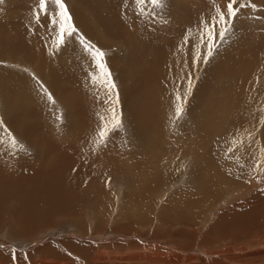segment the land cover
I'll return each instance as SVG.
<instances>
[{"label":"rangeland","instance_id":"374dc122","mask_svg":"<svg viewBox=\"0 0 264 264\" xmlns=\"http://www.w3.org/2000/svg\"><path fill=\"white\" fill-rule=\"evenodd\" d=\"M104 1L65 0L79 34L105 53L111 93L92 81L77 39L53 47L54 26L33 15L38 0L0 3V120L27 149L5 136L0 156L15 175L42 166L79 185L66 214L30 231L3 222L0 264H264V0L242 9L207 59L200 22L215 15L213 0H166L158 15ZM18 95L23 103H10ZM110 108L122 126L98 143ZM17 112L30 135L14 126Z\"/></svg>","mask_w":264,"mask_h":264},{"label":"snow or ice","instance_id":"6c2138e0","mask_svg":"<svg viewBox=\"0 0 264 264\" xmlns=\"http://www.w3.org/2000/svg\"><path fill=\"white\" fill-rule=\"evenodd\" d=\"M4 0H0L3 3ZM140 15H144L146 12L145 5H151V15H158L156 9H163L166 7V0H134ZM214 3L215 15H211L207 20H201L203 28L201 30L202 42L207 43L208 53L204 59L211 57L213 49L215 48L214 41L216 39L224 40L229 32L235 27V20L239 19L242 9L250 8L255 10L258 5L253 3L252 0H226L224 7ZM33 15L37 22L42 19L47 20L53 25V47L59 50L66 45L68 38H75L82 45L84 50L88 52L96 65V72L91 76L92 81L95 83L98 80L103 83L109 93H111L116 85L111 79V72L104 60L105 53L97 48L87 40L82 34H79L78 29L72 23V16L65 0H38V5L33 9ZM167 22V21H165ZM191 30H189L190 32ZM207 37V40H203V37ZM185 43H188V37L185 36ZM43 87V85H41ZM48 100L55 104L51 93L47 92ZM184 98L177 96V106L175 108V115L179 118L183 112V104L180 103ZM111 113V118L106 119L105 116H99L100 124L97 130L98 143H105L112 132L117 128L121 127V121L119 116L116 115L115 109L110 108L108 110ZM99 115V114H98ZM261 123H264V117L261 118ZM3 126V121L0 120V128ZM3 135H0V142L4 141L5 136L7 137V144L11 148L19 147L22 151H27L25 146L21 144L18 138L9 132L6 128H2ZM251 135V134H249ZM240 143V141H234L233 146ZM229 152L232 148L228 149ZM261 168L264 170V162H261ZM2 247V245H0ZM13 258H15V251H13ZM26 258V257H25Z\"/></svg>","mask_w":264,"mask_h":264},{"label":"bare ground","instance_id":"6f19581e","mask_svg":"<svg viewBox=\"0 0 264 264\" xmlns=\"http://www.w3.org/2000/svg\"><path fill=\"white\" fill-rule=\"evenodd\" d=\"M108 1V0H107ZM107 1H104L107 2ZM85 3V2H84ZM102 3V0H101ZM84 5V4H83ZM108 7V5H107ZM109 9V8H107ZM105 10V9H104ZM110 10V9H109ZM112 13V12H111ZM111 15V14H110ZM102 16V15H101ZM2 24V23H1ZM124 31V30H123ZM174 58V57H173ZM253 65V64H252ZM50 72V71H49ZM155 72V71H153ZM166 72V71H165ZM163 72V73H165ZM51 73V72H50ZM156 73V72H155ZM157 74V73H156ZM52 75V74H51ZM158 75V74H157ZM155 76V75H154ZM52 78V77H51ZM159 80H162V76L160 75L157 82H160ZM53 82H57L58 78L56 77V75H53ZM66 85V84H65ZM144 85V84H143ZM77 87V85L75 86ZM13 88V87H11ZM245 88V87H244ZM76 89V88H75ZM163 90V89H162ZM67 92V90H66ZM13 95V94H12ZM66 97L68 98L67 102L70 105L71 109L74 107H78V102L77 100L71 98V94H65ZM7 96L9 97V95L7 94ZM19 96V95H18ZM251 97V96H250ZM19 99L20 96L18 98H16L15 96H13L10 100V103L15 105H19L21 102ZM23 100V99H22ZM24 101V100H23ZM172 103V102H170ZM216 111V110H214ZM170 113V112H169ZM79 115V114H78ZM15 116V123L14 126L18 127L19 129H21L25 134L30 135L31 130H33L31 128V126H25V125H21L20 121L18 118H21L24 116V113L21 112H17V115L14 113ZM168 118V117H167ZM171 118V117H170ZM141 119V118H140ZM212 120V119H211ZM26 123H28L26 120H24ZM151 121V120H150ZM206 122L208 123L207 126V131L208 132H214L212 130L213 125L212 122L209 121V116L205 118ZM14 122V121H13ZM154 121H151V123ZM167 122V121H166ZM150 123V124H151ZM30 125V123H28ZM206 124V123H205ZM147 125V124H146ZM156 125V124H154ZM212 125V127H211ZM148 126V125H147ZM16 127V128H17ZM34 127V126H33ZM36 127V126H35ZM85 128V127H84ZM148 129V128H147ZM27 132V133H26ZM85 132V131H84ZM161 133V132H160ZM142 135V134H141ZM32 136V135H31ZM156 139V138H155ZM154 139V140H155ZM6 142V141H5ZM207 145H211L210 142L204 143ZM203 144V147H205V145ZM197 145H192V148L197 150ZM100 146V145H99ZM155 146V145H154ZM208 146V148H209ZM192 149V150H193ZM60 150H62L60 148ZM191 150V149H190ZM49 152V151H48ZM62 152V151H61ZM71 152V151H70ZM66 154V153H65ZM67 155V154H66ZM70 155V154H69ZM15 156V155H14ZM13 156V157H14ZM57 156V155H56ZM12 157V156H11ZM12 157V160H14ZM70 159L72 160L74 156H69ZM3 156H0V225H2L3 222L11 219L14 222H17L18 224H22L23 226L27 227V230L30 231V229H34L36 226H39L42 224V222H46L49 218H52V216L54 214H58V213H67L68 209H67V205L69 203L70 205V201L72 199H74V195L71 192V189L73 190H77V187L79 186H74L77 180H74L73 182H71L69 184L66 183L67 181H69V179L67 181L62 182V180H60V184L59 182H56L60 177L62 176V174H58V173H54L52 172V174L48 173V167H39L38 171L37 168L32 170L31 167L29 165L27 166H22L20 167V175H15V165L11 164V166H9L7 163H5ZM5 158H7L5 156ZM109 158V157H108ZM121 158V157H120ZM211 158L213 159V157L211 156ZM10 159V158H9ZM20 159V158H19ZM40 160V159H39ZM9 161V160H8ZM17 161V160H16ZM22 161V160H21ZM36 161V160H35ZM51 161V160H50ZM74 161H76V159L72 160V164L74 165ZM78 161V160H77ZM80 161V160H79ZM90 161V160H89ZM106 161V160H105ZM20 162V161H19ZM25 162V161H24ZM28 162V161H27ZM52 162V161H51ZM11 163V162H10ZM31 163V162H30ZM45 163V162H44ZM43 163V164H44ZM107 163V162H106ZM119 163V162H118ZM122 163V162H121ZM126 163V162H124ZM130 163V162H129ZM27 164V163H25ZM84 163L81 164V166H83ZM86 164V163H85ZM12 165H14V168L11 169ZM119 166L122 167L119 163ZM30 167V168H28ZM85 167V166H84ZM103 167V166H102ZM101 167V168H102ZM124 167V166H123ZM79 168V167H78ZM117 168V167H116ZM18 169V168H17ZM52 169V168H51ZM85 169V168H84ZM90 169V168H88ZM87 169V170H88ZM93 169V168H92ZM122 169V168H121ZM73 170V168H72ZM82 170V169H81ZM125 170V169H124ZM32 171V172H30ZM63 171V170H62ZM139 171V170H138ZM61 173V171H59ZM65 172V171H63ZM71 172V170H70ZM90 172V171H89ZM105 172V171H103ZM102 172V173H103ZM84 173V170L83 172ZM64 174V173H63ZM72 174V173H71ZM75 174V173H74ZM80 174V173H79ZM67 175V174H66ZM90 176V175H89ZM159 176V175H158ZM75 177V176H74ZM66 178V177H65ZM72 178V177H71ZM122 178V177H121ZM127 178V177H125ZM163 178V177H162ZM73 179V178H72ZM76 179V178H75ZM136 179V178H135ZM49 180V182H48ZM170 180V179H169ZM92 181V180H91ZM90 182V181H89ZM55 183H58L57 186L53 185ZM98 183V182H97ZM74 186V187H73ZM83 188V187H82ZM96 188V187H95ZM81 190V189H80ZM98 190V189H97ZM43 191V192H42ZM70 191V192H69ZM83 191V190H82ZM81 191V192H82ZM146 191V190H145ZM40 192V194H39ZM42 192V193H41ZM84 192V191H83ZM77 194V193H76ZM72 197V198H71ZM77 197V195L75 196ZM14 203V205L12 206H8L7 204L10 203ZM74 202V201H73ZM11 203V204H12ZM10 204V205H11ZM47 205V207L43 210V208L41 207L42 205ZM68 205V206H69ZM8 206V207H6ZM41 207V209H40ZM45 207V206H44ZM74 207H77V205H74ZM6 208V209H5ZM65 213V214H66ZM46 220V221H45ZM27 222V223H26ZM187 223V222H186ZM25 224V225H24ZM17 227V226H16ZM43 227V226H42ZM16 229V228H15Z\"/></svg>","mask_w":264,"mask_h":264}]
</instances>
